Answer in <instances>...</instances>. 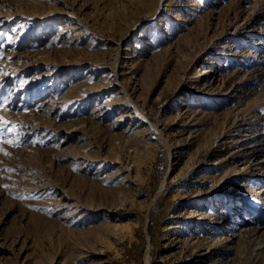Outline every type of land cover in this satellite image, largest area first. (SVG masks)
<instances>
[{
	"label": "rangeland",
	"instance_id": "374dc122",
	"mask_svg": "<svg viewBox=\"0 0 264 264\" xmlns=\"http://www.w3.org/2000/svg\"><path fill=\"white\" fill-rule=\"evenodd\" d=\"M0 264H264V0H0Z\"/></svg>",
	"mask_w": 264,
	"mask_h": 264
},
{
	"label": "bare ground",
	"instance_id": "6f19581e",
	"mask_svg": "<svg viewBox=\"0 0 264 264\" xmlns=\"http://www.w3.org/2000/svg\"><path fill=\"white\" fill-rule=\"evenodd\" d=\"M254 145V144H253ZM253 145H251V146H253ZM250 147V146H249ZM248 147V148H249ZM253 148V147H252ZM256 148V147H255ZM239 208V207H238ZM244 219L243 220H239V219H235V220H233L234 222H231V221H228L227 223H226V227H230V229H232L233 227H234V233H233V236H235V235H239V234H243V235H248V234H251V233H253V232H255V230H256V227L258 228V225L255 227V226H252L249 222H252L253 220H250L249 219V216L248 217H246L245 215H244V217H243ZM236 223H238L237 225L239 226V227H237V225H236ZM236 226H235V225ZM232 235V234H231ZM213 248H211V250L209 251V253H213V250H212Z\"/></svg>",
	"mask_w": 264,
	"mask_h": 264
},
{
	"label": "snow or ice",
	"instance_id": "6c2138e0",
	"mask_svg": "<svg viewBox=\"0 0 264 264\" xmlns=\"http://www.w3.org/2000/svg\"><path fill=\"white\" fill-rule=\"evenodd\" d=\"M9 143H12V141H9ZM5 187H7V185H5Z\"/></svg>",
	"mask_w": 264,
	"mask_h": 264
}]
</instances>
